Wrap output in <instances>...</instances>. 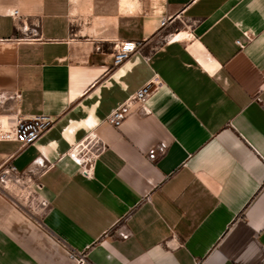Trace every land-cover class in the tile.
<instances>
[{"label": "crops", "instance_id": "1", "mask_svg": "<svg viewBox=\"0 0 264 264\" xmlns=\"http://www.w3.org/2000/svg\"><path fill=\"white\" fill-rule=\"evenodd\" d=\"M119 40L144 45L113 66ZM153 77L148 111L111 123ZM9 113L55 122L20 149ZM87 136L105 144L90 176L72 154ZM13 154L43 163L51 208L40 225L0 193V264H264V0H0Z\"/></svg>", "mask_w": 264, "mask_h": 264}, {"label": "built area", "instance_id": "2", "mask_svg": "<svg viewBox=\"0 0 264 264\" xmlns=\"http://www.w3.org/2000/svg\"><path fill=\"white\" fill-rule=\"evenodd\" d=\"M14 18H21L19 8L11 11ZM171 21L170 16H164L160 20V26H165ZM241 43V40H238ZM144 45L143 40H119L114 44L113 66L123 64L133 53L139 52ZM162 81L153 77L138 88L132 95L124 100L108 116V120L120 125L125 118V112L139 103L140 109L147 112L146 100L151 93L162 86ZM20 93H15L20 97ZM55 120L46 114H34L25 116L20 113H9L1 120V124L8 132L7 137L20 142V149L36 142L51 126ZM105 144L96 136H87L73 151V156L82 165V174L90 176L93 167L90 162L98 157L104 149ZM13 155L0 163V193L12 198L15 206L23 208L27 214L34 217L35 222L42 224L40 216L51 208V202L43 196L41 189L43 183L40 180L43 163L37 162V169L31 171H20L13 162ZM11 185V186H10ZM123 236H128L130 232H123ZM77 259L78 264H86L87 260L84 252H71Z\"/></svg>", "mask_w": 264, "mask_h": 264}, {"label": "bare ground", "instance_id": "3", "mask_svg": "<svg viewBox=\"0 0 264 264\" xmlns=\"http://www.w3.org/2000/svg\"><path fill=\"white\" fill-rule=\"evenodd\" d=\"M125 3H129L130 2V0H123ZM11 186V185H10Z\"/></svg>", "mask_w": 264, "mask_h": 264}]
</instances>
